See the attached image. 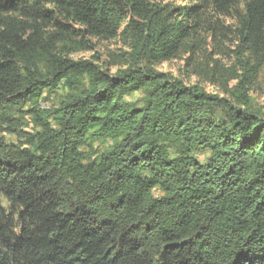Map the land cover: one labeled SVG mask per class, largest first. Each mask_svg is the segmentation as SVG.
Masks as SVG:
<instances>
[{"label":"trees","instance_id":"trees-1","mask_svg":"<svg viewBox=\"0 0 264 264\" xmlns=\"http://www.w3.org/2000/svg\"><path fill=\"white\" fill-rule=\"evenodd\" d=\"M187 2L0 0V264H264V0ZM217 34L245 106L155 68ZM88 37L127 67L75 59Z\"/></svg>","mask_w":264,"mask_h":264},{"label":"rangeland","instance_id":"rangeland-1","mask_svg":"<svg viewBox=\"0 0 264 264\" xmlns=\"http://www.w3.org/2000/svg\"><path fill=\"white\" fill-rule=\"evenodd\" d=\"M163 4L170 3L176 6L188 4L187 0H157ZM227 25L233 24L231 18H222ZM89 49L81 50L73 54L77 60H91L105 70L116 73L120 68L127 67L130 61V48L120 39L101 40L88 37ZM236 44L232 36L223 37L217 34L216 38H210L204 43L202 49L184 53L180 58L165 61L155 66L161 72L182 80L185 85H199L208 93L225 100L227 105L245 106L241 100L245 99L239 91V83L234 79L233 70L237 67ZM247 106L252 112L264 116V68L261 70L257 81L247 90ZM67 90L62 85L53 92H45L42 103L45 107L58 106ZM143 93L137 91L126 97V101L141 102ZM31 125L27 128L31 130ZM13 139L10 135L3 134ZM113 143V139L106 138L94 143L95 149H107ZM205 160L206 154L198 156ZM155 197H160L163 192L159 188L152 191Z\"/></svg>","mask_w":264,"mask_h":264}]
</instances>
